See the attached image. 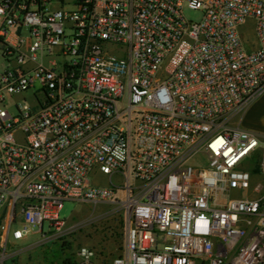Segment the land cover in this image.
I'll return each instance as SVG.
<instances>
[{"label":"built area","instance_id":"built-area-1","mask_svg":"<svg viewBox=\"0 0 264 264\" xmlns=\"http://www.w3.org/2000/svg\"><path fill=\"white\" fill-rule=\"evenodd\" d=\"M263 93L264 0H0V243L115 202L111 264H264V138L234 121Z\"/></svg>","mask_w":264,"mask_h":264},{"label":"rangeland","instance_id":"rangeland-1","mask_svg":"<svg viewBox=\"0 0 264 264\" xmlns=\"http://www.w3.org/2000/svg\"><path fill=\"white\" fill-rule=\"evenodd\" d=\"M186 18L198 21L201 18L199 10L189 8L184 9ZM243 34L244 46L250 48L256 42L253 33V21L247 20L240 27ZM26 93L25 96H28ZM23 96V95H22ZM260 97V96H259ZM22 98V97H18ZM258 99V100H257ZM264 96L256 98L253 103H262ZM254 105V104H253ZM245 111L235 117L234 121L241 124L242 115ZM247 118L245 116L244 122ZM258 120L262 127H255L254 130L264 138V113L258 115ZM195 164H201V155H196L193 159ZM262 179L263 188L260 194L264 193V176ZM259 179L256 175L254 180ZM89 180L93 183L108 184V177H93L91 173ZM112 182L122 186L124 181L118 176L112 177ZM242 193L233 191L231 197L240 196ZM258 194V193H257ZM59 216L67 221L66 229L53 233L48 231L47 222L43 225L41 234L37 231L28 239L20 243H0V263L2 264H62L70 259L78 264L76 260V250L80 245L94 247L97 257H101L100 264H110L113 257L120 254L124 244V213L115 202L91 203L77 202L73 200L64 201ZM2 219L0 218V233ZM47 232V233H45Z\"/></svg>","mask_w":264,"mask_h":264},{"label":"crops","instance_id":"crops-1","mask_svg":"<svg viewBox=\"0 0 264 264\" xmlns=\"http://www.w3.org/2000/svg\"><path fill=\"white\" fill-rule=\"evenodd\" d=\"M262 96H264V93L260 97H262ZM260 97H258V98H260ZM253 104L248 106L246 108L245 112L243 113V115H242L243 117L241 119L242 123L240 124V126L245 128V129H249V130L256 132V130H254L255 127H258V128L262 127L261 123L258 120V115L261 116L264 113V101L262 103H257V104L253 103ZM245 116L247 118L246 122H244ZM256 133H258V131ZM103 177H105V176H103ZM100 260H101V257H97V255L95 254V257L92 260V264H100L99 263Z\"/></svg>","mask_w":264,"mask_h":264},{"label":"trees","instance_id":"trees-1","mask_svg":"<svg viewBox=\"0 0 264 264\" xmlns=\"http://www.w3.org/2000/svg\"><path fill=\"white\" fill-rule=\"evenodd\" d=\"M253 170L256 171V168H254ZM65 263H66V264H76L74 261H72V260H70V259H67V260L65 261Z\"/></svg>","mask_w":264,"mask_h":264},{"label":"flooded vegetation","instance_id":"flooded-vegetation-1","mask_svg":"<svg viewBox=\"0 0 264 264\" xmlns=\"http://www.w3.org/2000/svg\"><path fill=\"white\" fill-rule=\"evenodd\" d=\"M62 264H66L65 261H63Z\"/></svg>","mask_w":264,"mask_h":264}]
</instances>
